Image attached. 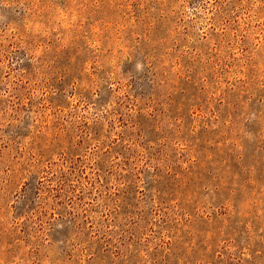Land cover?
I'll return each instance as SVG.
<instances>
[{
	"label": "rangeland",
	"instance_id": "obj_1",
	"mask_svg": "<svg viewBox=\"0 0 264 264\" xmlns=\"http://www.w3.org/2000/svg\"><path fill=\"white\" fill-rule=\"evenodd\" d=\"M0 264H264V0H0Z\"/></svg>",
	"mask_w": 264,
	"mask_h": 264
}]
</instances>
